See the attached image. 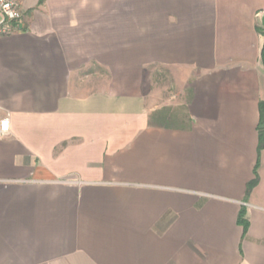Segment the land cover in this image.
Returning a JSON list of instances; mask_svg holds the SVG:
<instances>
[{
  "label": "crops",
  "instance_id": "1",
  "mask_svg": "<svg viewBox=\"0 0 264 264\" xmlns=\"http://www.w3.org/2000/svg\"><path fill=\"white\" fill-rule=\"evenodd\" d=\"M20 3L0 264H264V0Z\"/></svg>",
  "mask_w": 264,
  "mask_h": 264
},
{
  "label": "built area",
  "instance_id": "2",
  "mask_svg": "<svg viewBox=\"0 0 264 264\" xmlns=\"http://www.w3.org/2000/svg\"><path fill=\"white\" fill-rule=\"evenodd\" d=\"M20 0H0V36L19 29L22 23ZM9 133L8 119L0 120V138Z\"/></svg>",
  "mask_w": 264,
  "mask_h": 264
},
{
  "label": "trees",
  "instance_id": "3",
  "mask_svg": "<svg viewBox=\"0 0 264 264\" xmlns=\"http://www.w3.org/2000/svg\"><path fill=\"white\" fill-rule=\"evenodd\" d=\"M261 59L264 65V45L261 53ZM258 131V152L264 148V102H261L259 104V124L257 127ZM256 181L253 180L251 183L247 186V193L252 189V187L255 185ZM245 211L244 209H241L238 215V223L242 225L243 229L246 230L247 228V221L244 219Z\"/></svg>",
  "mask_w": 264,
  "mask_h": 264
},
{
  "label": "water",
  "instance_id": "4",
  "mask_svg": "<svg viewBox=\"0 0 264 264\" xmlns=\"http://www.w3.org/2000/svg\"><path fill=\"white\" fill-rule=\"evenodd\" d=\"M261 26L264 28V13H263V15L261 17Z\"/></svg>",
  "mask_w": 264,
  "mask_h": 264
},
{
  "label": "rangeland",
  "instance_id": "5",
  "mask_svg": "<svg viewBox=\"0 0 264 264\" xmlns=\"http://www.w3.org/2000/svg\"><path fill=\"white\" fill-rule=\"evenodd\" d=\"M150 79H151V82H152L153 77H150Z\"/></svg>",
  "mask_w": 264,
  "mask_h": 264
}]
</instances>
